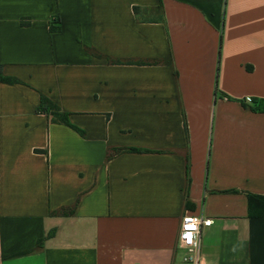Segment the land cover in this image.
<instances>
[{
  "label": "crops",
  "instance_id": "obj_1",
  "mask_svg": "<svg viewBox=\"0 0 264 264\" xmlns=\"http://www.w3.org/2000/svg\"><path fill=\"white\" fill-rule=\"evenodd\" d=\"M249 194L264 0H0V264H187L185 214L214 220L202 264H264Z\"/></svg>",
  "mask_w": 264,
  "mask_h": 264
},
{
  "label": "trees",
  "instance_id": "obj_2",
  "mask_svg": "<svg viewBox=\"0 0 264 264\" xmlns=\"http://www.w3.org/2000/svg\"><path fill=\"white\" fill-rule=\"evenodd\" d=\"M140 11H141L140 8L134 7V13L138 17V20H141ZM23 24L27 25L28 23L23 22ZM59 29L60 28L57 26L51 27L52 31H58ZM88 50L97 56H101L95 50H91V49H88ZM113 62L132 63V61H130V60H123V61L118 60V61H113ZM138 63L148 64L151 62L139 61ZM4 80H6L7 82H9L11 84L20 83V81L18 79H15V78H6ZM37 113L46 115L50 119V121L53 123L63 124V125H66V126L72 128L73 130L81 133V134L84 133L82 130H80L79 128H77L76 126H74L71 123L70 118H69L70 115L68 113L62 111V109L56 103H54L50 98H48L45 95H41V101H40V105L37 109ZM140 152H150V151L143 150V149H136V148H116V149H112L108 153L107 159L110 160V159L114 158L116 155H119L122 153H140ZM248 206H249V211H250L251 215H253L255 213L259 217H264V197L249 194L248 195ZM51 234L52 233H50V235ZM41 244H42V240H39L38 245H41Z\"/></svg>",
  "mask_w": 264,
  "mask_h": 264
},
{
  "label": "built area",
  "instance_id": "obj_3",
  "mask_svg": "<svg viewBox=\"0 0 264 264\" xmlns=\"http://www.w3.org/2000/svg\"><path fill=\"white\" fill-rule=\"evenodd\" d=\"M253 103L252 99H246ZM214 220L193 214H185L182 218L178 236L179 248L185 252L184 261L187 264H202V255L199 246L200 237L204 229H210Z\"/></svg>",
  "mask_w": 264,
  "mask_h": 264
}]
</instances>
